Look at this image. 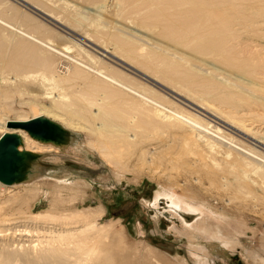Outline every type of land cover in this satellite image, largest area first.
Wrapping results in <instances>:
<instances>
[{
	"label": "rangeland",
	"instance_id": "rangeland-1",
	"mask_svg": "<svg viewBox=\"0 0 264 264\" xmlns=\"http://www.w3.org/2000/svg\"><path fill=\"white\" fill-rule=\"evenodd\" d=\"M161 11L163 22H153ZM191 14L203 21L189 46L163 35L178 16ZM0 17L56 48L67 45L66 56L96 65L214 133L193 140L191 128L164 123L174 120L170 114L81 69L61 78L58 54L0 25V135L3 120H27L38 111L53 131L42 137L46 142L37 141L51 150L30 153L23 164L28 142H19L16 186L0 187V203L15 192L22 201L2 204L1 226L5 219L18 221L23 211H47L55 186H63L64 195H75L67 189L75 186L85 192L75 207H101L95 224L103 234L117 232L116 239L99 238L105 246L119 242L118 262L108 255L106 264H121L133 246L152 251L157 264H264V0H0ZM207 40H214L219 54L196 51ZM98 132L104 140L123 142L119 166L88 145ZM62 134L66 142H59ZM29 187L43 192L32 197L23 190ZM171 193L195 211L173 208ZM206 221L222 227L226 246L193 228ZM93 241L89 233L67 239L79 248L69 260L104 264L110 249L97 242L99 255L90 256Z\"/></svg>",
	"mask_w": 264,
	"mask_h": 264
},
{
	"label": "bare ground",
	"instance_id": "bare-ground-1",
	"mask_svg": "<svg viewBox=\"0 0 264 264\" xmlns=\"http://www.w3.org/2000/svg\"><path fill=\"white\" fill-rule=\"evenodd\" d=\"M178 3H179V1H178ZM173 4H175V3H173ZM177 7H178V5H177ZM47 15H49V14H47ZM49 16H51V15H49ZM156 16H157V18H152L153 22H157V23L163 22V17L165 16L164 12L161 11L160 13H157ZM199 21H203V19L201 17H198L197 15L195 16L194 14H191V15L183 17V18L178 16L174 20L173 24H170V26L168 28H165L163 35H165V37H170L171 41L174 44H176L178 46H182V47H187L191 44L192 40L195 39V38H192V36L195 35L193 33L194 27ZM0 25L6 26L9 29L14 30L20 36H22L23 38H25L26 40H28L30 42H33L37 46H40L42 48H45L47 50L53 51L54 53L58 54L61 58L58 56L60 58V62L57 65L58 69L55 71H57L58 73L59 72L61 73V74L59 73L60 76H62L61 78H64V77L67 78V75H69V74L75 75L77 73L76 69H81L82 71L92 73L101 81L114 86L115 88L121 90V92L123 91L126 94H129L133 98H136V100H138L139 102L144 103L146 105L154 106V107L170 114L171 116L174 117V120L173 121L168 120L170 122H164V123H166V125H168V126H174L175 122H178L179 124L182 123L185 126L191 128L194 131L193 135L191 133V136H192L191 138L193 140H198L199 138H201L200 136H203V137H207V136L210 137V135L214 136L213 135L214 133L212 134L209 131V129L205 126L206 124L203 125L204 123L203 124L200 123L195 118L187 116V115L183 114L182 112H178L176 110H173L171 107H168L167 105L161 103V101L159 102L158 100L146 95L145 93L137 90L136 88L131 87L127 83L123 82L122 80L114 77L111 73L106 72L103 69L101 70L99 67H96V65L93 66L94 64L91 65L88 62L86 63L84 61H80L76 57L72 58V57L66 56V54H64V52H66V50L69 49V47L67 45L62 44L61 48L60 47L56 48V47H54L55 46L54 43H52L50 40L40 39V38L36 37L34 34L28 32V31H25V30L21 29L20 27L18 28L17 26L11 24L10 22L6 21L5 19H3L1 17H0ZM210 26H212V25H210V23L208 22L207 26H205V28L210 29ZM168 34H170V35H168ZM197 36H198V34L195 35V37H197ZM214 47H216L214 40H207V41H203V43L199 44V47L196 49V51L198 53H200L201 50H209L210 52H214L215 54H219L220 50L215 49ZM202 53H205V52H202ZM39 63H38L39 65H42L43 67L46 68L47 67L46 64L48 62H46L44 59H40ZM131 70L136 75H138L141 78L149 81L152 85L159 86L156 82L148 79L144 74H142L138 70H135V69H131ZM58 73H57V75H58ZM43 109H45V108H43ZM33 118L46 119L44 116H42L41 111L36 112V116ZM9 121H12V120H8V119L3 120L4 124L2 125L3 126L2 132L3 133H13L16 135V138L18 141V144L16 146L17 151H19V142L23 141V143H24V139L27 140L26 142H28L27 147H26L27 151L25 153H23L24 155H20L22 157L20 160L21 164H23L25 162L26 156L31 155L30 153L35 154L37 152H40L42 149L51 150L50 147L45 148L44 146L37 144V141H39V142L45 141L46 142L47 139L42 138V137L35 135V134H31L30 132H27L25 130L7 128L6 123ZM13 121H18V120H13ZM19 121H21V120H19ZM49 126H50L51 131H52V127L50 124H49ZM59 128H61V127H59ZM213 128H215V127H213ZM184 129H187V128H184ZM193 131H191V132H193ZM52 133H53V131H52ZM100 133L98 132V134H100ZM201 133H202V135H200ZM111 134L113 137V133H111ZM116 136H118V135H116ZM217 136H219V135H217ZM47 137H49V135ZM49 138H48V141H50V144L53 143L55 145H59V142H66L67 135L62 134L60 141L58 139L50 140ZM102 138H103V135L100 134L96 139L88 141L87 143L91 148L98 150L99 155L104 160H106L108 163H110L114 166H119V164L121 162V156L124 153L123 152L124 150L122 149L124 146L123 142L121 143V142L111 141V140L107 141V139L104 140ZM189 139H190V137H189ZM213 140H211V141H213ZM216 143L214 145H216ZM181 144H182V142H181ZM189 144H190V141H189ZM196 144H198V143L196 142ZM212 144H213V142H212ZM221 144H223V143H221ZM180 146H182V145H180ZM197 146L198 145H196V147ZM223 146H224V144H223ZM191 150L189 149V151H190L189 153L190 154L194 153V151L192 150L193 152H191ZM220 150H222V149H220ZM227 150H228V148H227ZM222 153H223V151H222ZM226 153L228 154V152H226ZM185 154H187V152H185L182 155L185 156ZM210 154H213V153H210ZM232 154H234V153H232ZM196 155H197V153H196ZM191 156H195V155H191ZM188 157H190V156H188ZM195 158H196V156H195ZM211 158H213V157H211ZM191 160H192V158H191ZM216 161H217V159H216ZM216 161H214V162L216 163ZM16 169H17V167L14 166V170H16ZM238 182L237 183L240 185L241 182L240 181H238ZM22 183H24V181ZM13 185H15L14 180H12L11 183L7 184V185L0 183V187L2 188L1 191H6V188H7L6 186H13ZM41 185H43V184H41ZM61 187H63V186H59V185L55 186V188H54L55 191H53V193H51V194H53V196H52L51 201H50V207L47 211H43L40 213H30V214H28V212H26V211H23V212H21L22 215L19 214V216L17 217L18 221H12L15 219H5L6 222L2 226L0 225V264H75L74 263V262H76L75 260L73 262L69 259H70V256L74 255L75 252L79 248H78V245L75 246L73 244L71 245V244L67 243V239H70V238H76L77 239L78 237H81V235L89 233L90 236L92 237V240H94V241L92 242L93 247L90 248L89 250H87L89 253L88 255L98 256L99 254L95 250V247H96L95 244L97 242L100 244L105 243V242H103V240H104L103 237H105V238L108 237V239L110 238L111 240H112V238H114V239L117 238V232H106L103 234V232H104L102 230L103 228L97 227V225L95 224L94 218L97 215L101 216L103 214L104 210L101 207H99L97 209H93L91 207L87 208V209L75 207V203H77V201H80L83 199V197L85 195L84 191L80 190L79 188H76L75 186L74 187H67V189L74 190L76 193H75V195H64L61 193V189H62ZM241 188H243V187H241ZM23 190H26L24 192H29L30 194H32L31 195L32 197L34 196L35 190H38V191H36L37 194L39 192H41V193L43 192V189L38 188V187H36V188L29 187V188H24ZM74 191H71V192H74ZM77 194H80V196L82 195L80 197V199H79V195H77ZM21 196L22 195H20L19 192H15L13 195H11V197H8L4 201H2L0 203V216H1V210L3 208L11 207L14 204V202H19V201L21 202L22 201ZM169 197L170 198L168 199V202L171 204V206L173 208H176L179 210H188V211H192V212L195 211L192 208L186 207V204L181 199V197L176 196L174 193L169 194ZM26 203H27V201H26ZM2 204L5 205V207ZM5 212H6V209H5ZM71 223H75V224L76 223H82V225H81L82 228H78L77 226L75 228H72L71 226H73V224H71ZM213 226H215V228H213L209 224V222L206 221L202 226H200L199 223H196L195 225H193V228L197 229V231L201 233V236H200L201 238H209L210 240H214V241L221 243L222 246H226L227 239H226V236L224 234V231L222 230V227L216 223H214ZM100 237L103 238L102 241L99 239ZM111 240L109 241L108 245H106V246H105V244L102 245L106 250L110 249L108 252L103 251L105 257L101 258V259H104V264L109 262L108 259L111 257L114 260V262L115 261L118 262L117 258L115 257L117 255H115V254L120 253V248L117 247L119 242H116V240L115 241H111ZM138 243L143 244L140 242H138ZM148 248L153 249L151 247H148ZM128 250L129 251H127L126 256H124V258H123L124 260H119V263L123 264L125 262V260H128V261H131L132 264H157L156 263L157 257L152 256V251L142 252L137 246L130 247ZM197 251H198L197 261L200 263V261H203L202 260L203 258L201 259L199 257L200 255H202V253H201L202 248L199 247V249ZM84 252H86V251H84ZM106 253H110V254H106ZM108 255H111V256L108 258L107 257ZM156 255L158 256V254H156Z\"/></svg>",
	"mask_w": 264,
	"mask_h": 264
},
{
	"label": "water",
	"instance_id": "water-1",
	"mask_svg": "<svg viewBox=\"0 0 264 264\" xmlns=\"http://www.w3.org/2000/svg\"><path fill=\"white\" fill-rule=\"evenodd\" d=\"M36 11L37 10H35L34 12L39 14V12ZM39 15L42 16V14ZM44 18L48 17L44 16ZM6 126L9 129L25 130L40 137L48 136V132L51 131L47 120L40 118H30L28 120L21 121L12 120L7 122ZM17 144L18 141L15 134L2 133L0 135V183L2 184H10L13 180L14 165L19 156V153L16 149Z\"/></svg>",
	"mask_w": 264,
	"mask_h": 264
}]
</instances>
